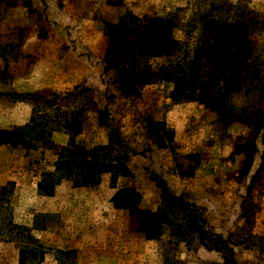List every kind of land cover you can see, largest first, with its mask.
I'll return each mask as SVG.
<instances>
[{
  "label": "rangeland",
  "instance_id": "374dc122",
  "mask_svg": "<svg viewBox=\"0 0 264 264\" xmlns=\"http://www.w3.org/2000/svg\"><path fill=\"white\" fill-rule=\"evenodd\" d=\"M207 14L226 26L203 54ZM168 17L175 52L129 62ZM263 110L264 0H0V129L20 134L0 146V264H264ZM77 146L125 172L64 177Z\"/></svg>",
  "mask_w": 264,
  "mask_h": 264
},
{
  "label": "trees",
  "instance_id": "16d2710c",
  "mask_svg": "<svg viewBox=\"0 0 264 264\" xmlns=\"http://www.w3.org/2000/svg\"><path fill=\"white\" fill-rule=\"evenodd\" d=\"M207 21L205 22V27L207 26V32L205 34L204 39H201L199 41H196L197 49H199L197 52L201 50V53L205 54V44L207 45H220V33L223 34L222 30L225 28L226 24L224 23L222 19L215 17H210V14H207ZM152 21L148 20L147 22L150 23ZM156 26L158 28L155 30L152 44H148L149 46L146 47L144 41L143 44L140 45L139 52L134 55H129V62L132 61L135 62L136 58L139 56V54H142L144 56H150V57H158V56H169L175 50L178 48L179 43L177 42L175 36H172L171 33V26H173V22H175V30H179L180 33L181 30L185 27V25H181L179 22L174 19V17H168V18H157L155 19ZM229 24V23H228ZM150 26L148 24L145 25L146 29H150ZM145 29V31H146ZM152 30V29H151ZM144 31V32H145ZM147 34V32H145ZM137 52V50L135 51ZM196 52V54H197ZM208 54V53H206ZM198 58L199 56H195ZM140 71L136 69V67H131L129 70L125 71L123 73V78L126 81L125 85V93L129 94L131 90L137 86V84L140 85L141 81L140 79ZM13 96V95H12ZM19 95L13 96V98H19ZM260 123L258 124L257 132L260 134V143L264 148V110L260 113ZM20 142V134L19 132L15 131L14 129H0V146H13ZM120 144L117 145V147ZM119 148H122L121 150L123 152H126L127 149L124 145L119 146ZM110 149H86L81 146L73 147V148H61L59 153L56 156L54 166L62 171V175L64 177H68L66 175L67 173H64L65 171H79L87 174L89 172H100V173H111L114 172H125V167L123 164V159L117 156H111ZM150 181L153 183V186L158 189L161 194L159 196L160 201H163L160 204L163 203H173L177 207H183L186 210L190 211L194 218H195V226L194 230L196 234L198 235V238L201 240V244L210 247L209 239L205 237V230L203 229L202 224V218L200 216V210L198 208L194 207L192 204H186L184 203L180 198L169 196L164 193L165 186L163 183H161L157 177L153 175H149ZM160 204H157L155 206V214L159 217L165 218L166 215L162 211ZM242 207L245 208L246 211L242 210L243 220L247 225L250 223V217L247 211L251 209V205L248 202H243Z\"/></svg>",
  "mask_w": 264,
  "mask_h": 264
}]
</instances>
